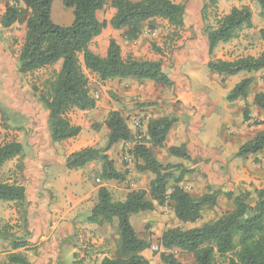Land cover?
<instances>
[{
	"label": "trees",
	"instance_id": "1",
	"mask_svg": "<svg viewBox=\"0 0 264 264\" xmlns=\"http://www.w3.org/2000/svg\"><path fill=\"white\" fill-rule=\"evenodd\" d=\"M253 1L260 8V16L264 17V0ZM53 2L54 0H17L8 6L0 21L5 29L21 21L26 24L25 38L15 60L20 77L52 68L62 62L60 70L52 72L45 80L43 88L32 87L34 97L49 112L48 129L53 142L66 141L81 134L82 127L70 121V111H91L97 106L85 69L102 82L134 79L149 80L167 87L174 86V82L163 71L161 61L126 59L115 40L110 41L105 57L94 53L90 45L108 26L107 22L98 19V12L107 6L116 10L110 20L111 27L116 30L127 28V40L135 41L142 34L146 22L154 23L160 19L167 21L175 31L184 28L186 2L63 0L64 6L72 9L74 14L72 24L68 26L52 21ZM217 3V0H209L202 11L204 34L212 57L221 44L238 38L244 29L253 27L251 6L233 7L228 14L221 16L217 12ZM209 8L214 10L213 23L208 21ZM260 33L264 40V29ZM152 47L161 52L155 44ZM208 68L227 76H235L241 72L257 73L264 70V53L258 57L247 56L233 61L211 59ZM252 82V78H246L238 83L230 92L228 101L234 102L240 97H247ZM254 102L264 111V92L257 93ZM176 123V118L167 116L151 119L146 136L133 149L137 171L152 173L154 176L149 191L133 190L124 200H115L106 186L100 187L97 200L86 220L99 227L116 226L119 234L115 255L105 257L101 264H150L143 253L151 248V243L137 234L131 222L133 215L151 212L157 206L171 203L180 223L195 225L203 220L206 210L218 206L221 195L232 203L230 210L200 226L166 230L161 237V245L167 250L178 249L192 254L195 264H264V189L235 193L210 188L198 197L192 196L181 183L193 171L180 165H165L155 152L157 149L166 148L168 134ZM105 125L110 131L106 144L103 147H88L72 153L66 159L65 167L68 170H80L91 163L99 162V178L102 183L125 181V173L117 169L108 152L120 142L131 141L132 131L127 118L119 111L110 112ZM168 151L174 157L186 161L191 159L186 144L172 146ZM262 151L264 130L244 143L237 156L246 157ZM23 157L24 146L21 142L12 140L0 144V170L8 162ZM177 168L182 170L179 176L174 177L171 171ZM171 180L174 181L173 185ZM0 202L13 203L19 221L23 224L22 235L12 232L13 226L9 224L0 227V242L7 241L11 249L3 264H32L25 253L19 252L37 250L31 244L33 233L29 229L30 202L26 186L17 181L0 182ZM161 262L182 264L173 254L166 253L161 254Z\"/></svg>",
	"mask_w": 264,
	"mask_h": 264
},
{
	"label": "crops",
	"instance_id": "2",
	"mask_svg": "<svg viewBox=\"0 0 264 264\" xmlns=\"http://www.w3.org/2000/svg\"><path fill=\"white\" fill-rule=\"evenodd\" d=\"M174 1L177 3L186 2ZM217 1L218 9L220 8L223 11L227 4L237 3L239 0ZM186 3L185 26L181 30L191 27L192 29L189 31L190 37L192 36L191 32L194 33L191 40L184 44L183 47H181L183 45L181 40L176 43L178 45L175 47V42L171 39H156L157 33L147 27L150 24L149 22L144 24L142 34L137 40H127V28L116 30L111 27L110 20L115 15L116 10L110 6V17L108 19L102 18L101 13L103 10L98 12V19L106 21L108 26L90 45V49L94 53L105 57L110 41L115 40L121 47L122 56L126 59L161 61L163 71L174 82L173 87L167 89L165 86L149 80L115 79L102 82L95 74L85 69L90 80V88L91 80L102 87H109L111 83L112 111L121 112L125 118L131 115V121L133 120L135 124L142 123L145 133L151 119L162 116L176 118L177 123L168 134L166 148L157 149L155 152L163 164L180 166L184 164L186 166L184 169L193 171L186 178H190L191 183L189 184H192V188L195 189L196 186L200 187V189L206 188L202 190L204 193L210 188L235 193L252 191L256 188L264 189V151L246 157L237 156L240 147L244 143L252 140L264 130V111L255 104V95L240 97L234 102H229L227 99L238 83L246 78L255 76V74L264 75V70L257 73L241 72L235 76H227L213 72L208 68L211 59L233 61L247 56H260L255 50L252 41L247 37V34L255 32L258 20L254 15L253 27L244 29L238 38L221 44L212 57L209 54L208 40L204 34L205 22L202 16L207 0H188ZM247 5L252 6L250 0H248ZM233 7H238V4H233L223 15L228 14ZM154 22H162L164 26L175 31L169 26L167 21L158 19ZM194 25L195 27H193ZM261 30H263L262 27L258 29V32ZM149 40L157 42L161 52L154 50L151 44L147 45ZM263 52L264 49L262 50ZM0 53L7 58L4 44L0 46ZM81 61L83 63V58H81ZM2 65L0 61L1 73H3L1 71ZM61 65L62 62H59L52 68L59 71ZM5 67H9L8 62ZM91 91L94 96L98 95L93 92L92 88ZM28 94H30V108L23 110L14 106V112H18L31 120L30 129L26 128L29 136L27 144L29 149H31L30 151L36 156L37 165L40 160L44 159L43 165L48 167L55 166V169L51 172L50 180H47L45 173L44 176L43 174H38L37 178L34 179H37L38 183L30 181L26 188L28 186L33 189L41 187L43 191H46L47 197L45 201L49 204L45 209H48L49 213L41 227H46V229L50 227L49 229L54 230L53 233L56 238H60V240L66 239L73 232L72 216L85 207L90 211L97 200L100 187L106 186L109 189L112 186V181L108 183L101 182L96 187L92 185L91 178L94 174H98L96 178L97 181L100 180L101 164L98 167L95 165L98 162L91 163L80 170H68L65 167L66 159L72 153L97 145L98 142H95L94 138L91 139L88 133H94L91 131L92 124L96 123L100 118L99 115L102 111L99 107L100 102L97 101L96 108L91 111L76 109L70 111V121L72 124L82 127L81 134L73 139L53 142L48 129L49 112L43 108L34 95H31V92H28ZM152 99L158 101V108L143 107L145 102H149ZM34 108H36V111ZM38 111H41V120L36 118ZM129 127L132 131L133 139L129 142L116 144L108 152L109 157L115 161L118 170L123 173L124 171L122 170L124 168L130 170L128 175H126L125 182L127 183L135 177L139 180L147 179L148 177V172L141 173L136 169L133 149L141 140H139L138 130L135 127L133 130L130 124ZM105 128L108 135L110 131L106 125ZM18 141L22 142V139ZM180 144L187 145L190 161L174 157L169 153L168 149L170 147L180 146ZM127 150H129L128 153L130 154V163L128 167H123L122 164L120 165V160H122L124 155H128V153H124ZM161 152L164 153V158L160 156ZM25 161L27 162L26 166L28 165L30 170L33 160L28 154L25 156ZM30 177L31 179L33 178L32 175ZM134 183L132 181L130 185L134 187L136 185ZM189 189L191 188L189 187ZM131 191L133 190H127L126 194ZM33 200L41 202L39 196L33 197ZM224 200L227 199L224 195H221L218 205ZM41 203L37 204L43 208Z\"/></svg>",
	"mask_w": 264,
	"mask_h": 264
},
{
	"label": "rangeland",
	"instance_id": "3",
	"mask_svg": "<svg viewBox=\"0 0 264 264\" xmlns=\"http://www.w3.org/2000/svg\"><path fill=\"white\" fill-rule=\"evenodd\" d=\"M17 0H4L0 1V21L3 16V13L7 9V7L13 4ZM111 2L112 0H108ZM186 1V0H179ZM252 3L253 16L258 20V25L255 27V32L253 34H247L248 39L252 41L255 50L260 55L262 54V50L264 49V40L261 36L260 31L258 29L262 27L264 29V17L260 16L259 6L253 1ZM209 0H207V4ZM254 3V4H253ZM239 6L247 5L248 0H239L237 3ZM233 4H227L223 11L218 9L217 12L219 15H223L224 12L228 11L229 8ZM214 10L212 8L208 9V18L209 23L214 22ZM103 19H108L110 17V7L107 6L103 12L101 13ZM74 20V14L72 9L67 8L63 4V0H54L52 5V21L55 24L68 26L72 24ZM106 22V21H104ZM149 30L157 33L156 39H171L175 42V47H177L180 40L183 42V45L191 40L193 37H190L189 31L192 29L191 27L187 29L179 31L170 30L166 26L162 24V22H154L147 25ZM195 27V25L193 26ZM26 26L25 22L21 21L20 23H16L12 28L5 29L0 24V46L4 44V50L6 51L7 58L0 53V61L3 64L0 72V144L5 142H9L12 140L22 139V145L24 146V157L21 159H15L8 162L1 170H0V182H14L17 181L24 186L28 185L31 181L32 183L37 182L38 174L50 180L51 172L55 169V166H45L44 159L40 160L37 165L36 156L32 153L28 146V133L26 128H29L31 120L25 116H22L18 112H14V106L17 109L20 107L23 110H27L30 108V94L33 95V86H38L43 88L44 82L48 79L54 68H49L46 70H40L34 74H29L25 77H20L17 73V68L15 65V60L19 55L20 49L22 47L24 38H25ZM257 31V32H256ZM148 44H155L157 46V42L147 41ZM152 47V46H151ZM159 47V46H157ZM153 48V47H152ZM264 53V52H263ZM4 59H3V57ZM8 62L9 67H5V64ZM2 78V79H1ZM253 79L252 85L248 91V96L256 95L259 92H264V75L255 74L253 77H249ZM167 89L169 87L165 86ZM91 88L94 93L100 96V109L101 114L99 115V120L92 124L91 131L94 132L89 134L91 139L94 138L95 142L97 141V145L94 147H103L107 142L108 135L106 134L105 122L104 120L108 118L110 112H112V84L110 83L109 87H102L95 81L91 80ZM165 88V89H166ZM27 91V92H26ZM247 96V97H248ZM139 105V104H138ZM158 101L155 99L150 100L149 102H145L143 107H155L158 108ZM36 111V108H34ZM10 112L12 116H9ZM41 111L36 113V118L38 120L42 119L40 115ZM131 115L127 118L128 124L134 130L135 123L133 120L131 121ZM107 120V119H106ZM105 120V121H106ZM142 124V123H141ZM30 129V128H29ZM211 133V131H210ZM213 137V135H212ZM181 145V144H180ZM129 150L124 151V153H128ZM28 154L32 160L33 164L31 169L29 170L28 165L26 166L25 156ZM124 155V154H123ZM164 153L161 152L160 156L162 158ZM130 154L124 155L122 160H120V165L123 167H128L130 163ZM128 157V158H127ZM101 164H95L96 167ZM44 166V167H43ZM46 167V169H45ZM183 168L186 166L183 164ZM182 168H177L172 170L174 177L179 176ZM125 175H128L130 172L129 169L126 170L124 168ZM37 174V175H36ZM32 175V179L30 177ZM98 174H94L91 178L92 185L96 187L100 184L97 181ZM187 175L182 185L184 188L192 194V196H200L204 192L203 189L196 186L195 189L191 187L192 184ZM154 178L152 173H148V177L143 179H137V177L131 179L128 183L125 181H112V186L109 188L115 200H123L126 198L127 190H147L149 191L150 182ZM44 179V178H43ZM135 182L134 187L130 185L131 182ZM38 183V182H37ZM171 185L174 184V181L171 180ZM40 185V183H39ZM39 187V186H38ZM189 187L191 189H189ZM28 188V200L30 202L29 207V229L33 233V237L31 239V244L37 248V250H31L26 252L25 250H21L19 252H23L28 256V259L32 264H73L76 261V264H101L102 260L105 257H113L117 250V242L119 240V234L116 226H103L99 227L94 224H89L86 220L87 214L89 213L88 208H83V210L78 211L72 216L73 220V232L68 238H56L53 229H46V227L42 228L41 226L45 222V217H47L49 211L45 209L48 207L47 201H45L47 197L46 191H43V188L39 187V189H33L31 187ZM39 196V200L42 202H37L33 200V197ZM41 203L42 207L37 204ZM36 205V206H35ZM232 208V203L228 200L222 201L216 208L208 209L205 211L203 220L195 225H183L180 223L175 217L173 211V205L171 203H167L164 206H157L154 211L144 212L133 215L131 218V222L133 227L135 228L139 237L150 241L151 248L146 250L143 254L149 260L150 264H162L161 262V254H173L182 264H195L194 257L192 254L178 250H167L161 245V237L163 233L171 228H191L195 226H200L210 220H214L222 213L230 210ZM80 212V213H79ZM5 224H9L13 226L12 232L18 233L17 235H22L23 233V224L19 221L18 214L16 212V208L13 203L0 202V227ZM21 226V227H20ZM36 226V227H35ZM10 246L7 241L0 242V264H3L6 261L7 253L10 252ZM77 255V256H76Z\"/></svg>",
	"mask_w": 264,
	"mask_h": 264
},
{
	"label": "built area",
	"instance_id": "4",
	"mask_svg": "<svg viewBox=\"0 0 264 264\" xmlns=\"http://www.w3.org/2000/svg\"><path fill=\"white\" fill-rule=\"evenodd\" d=\"M95 99L97 101H99L100 100V96L99 95H96L95 96ZM135 128L138 130L139 140H142L146 136V133L143 131V126H142L141 122L136 123L135 124ZM98 182L101 183L100 180H98Z\"/></svg>",
	"mask_w": 264,
	"mask_h": 264
}]
</instances>
